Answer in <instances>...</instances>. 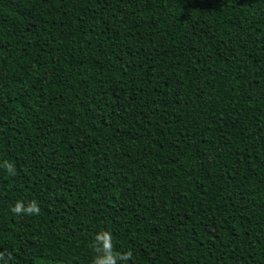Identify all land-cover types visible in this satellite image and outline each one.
I'll return each mask as SVG.
<instances>
[{
    "label": "trees",
    "instance_id": "obj_1",
    "mask_svg": "<svg viewBox=\"0 0 264 264\" xmlns=\"http://www.w3.org/2000/svg\"><path fill=\"white\" fill-rule=\"evenodd\" d=\"M102 232L117 264H264V0H0V264Z\"/></svg>",
    "mask_w": 264,
    "mask_h": 264
},
{
    "label": "clouds",
    "instance_id": "obj_2",
    "mask_svg": "<svg viewBox=\"0 0 264 264\" xmlns=\"http://www.w3.org/2000/svg\"><path fill=\"white\" fill-rule=\"evenodd\" d=\"M4 167L10 174H14V168L11 164H5ZM14 214H33L39 211V208L35 202L25 206L21 201L11 208ZM112 237L110 233L102 232L96 237V246L102 252V255L95 259L94 264H117V261H127L131 257V253H127L121 256H114L112 253Z\"/></svg>",
    "mask_w": 264,
    "mask_h": 264
},
{
    "label": "rangeland",
    "instance_id": "obj_3",
    "mask_svg": "<svg viewBox=\"0 0 264 264\" xmlns=\"http://www.w3.org/2000/svg\"><path fill=\"white\" fill-rule=\"evenodd\" d=\"M60 264H63V263H60Z\"/></svg>",
    "mask_w": 264,
    "mask_h": 264
}]
</instances>
